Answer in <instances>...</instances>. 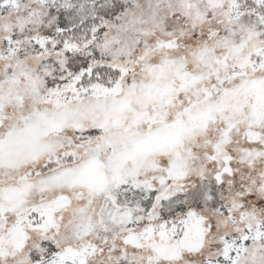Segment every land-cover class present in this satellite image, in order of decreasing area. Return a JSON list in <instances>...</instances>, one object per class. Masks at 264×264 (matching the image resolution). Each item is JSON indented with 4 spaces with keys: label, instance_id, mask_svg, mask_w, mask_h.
I'll use <instances>...</instances> for the list:
<instances>
[{
    "label": "snow or ice",
    "instance_id": "1",
    "mask_svg": "<svg viewBox=\"0 0 264 264\" xmlns=\"http://www.w3.org/2000/svg\"><path fill=\"white\" fill-rule=\"evenodd\" d=\"M0 264H264V0H0Z\"/></svg>",
    "mask_w": 264,
    "mask_h": 264
}]
</instances>
